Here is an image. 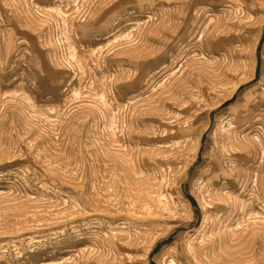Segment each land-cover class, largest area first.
I'll use <instances>...</instances> for the list:
<instances>
[{"label":"rangeland","instance_id":"374dc122","mask_svg":"<svg viewBox=\"0 0 264 264\" xmlns=\"http://www.w3.org/2000/svg\"><path fill=\"white\" fill-rule=\"evenodd\" d=\"M0 264H264V0H0Z\"/></svg>","mask_w":264,"mask_h":264},{"label":"bare ground","instance_id":"6f19581e","mask_svg":"<svg viewBox=\"0 0 264 264\" xmlns=\"http://www.w3.org/2000/svg\"><path fill=\"white\" fill-rule=\"evenodd\" d=\"M236 132V131H235ZM233 137V136H232ZM236 138H234L233 140L235 141ZM239 140V139H238ZM232 141V140H231ZM248 141V140H247ZM245 142V141H244ZM242 141H235L232 143L231 147L233 149V153L229 156L226 157L225 159L236 162L238 161L241 157H243V155L245 154L244 151L246 150V143H244ZM231 143V142H230ZM251 143V142H249ZM253 143V142H252ZM230 145V144H229ZM251 148V145H249ZM252 149V148H251ZM249 150V149H248ZM239 162V161H238ZM217 176H223L224 179L228 177L227 173L225 172V170L223 168H221L219 166V162H217L215 164L214 167V172L212 174V178H217ZM229 179V178H228ZM219 183V182H218ZM223 187H226L225 185H223Z\"/></svg>","mask_w":264,"mask_h":264}]
</instances>
